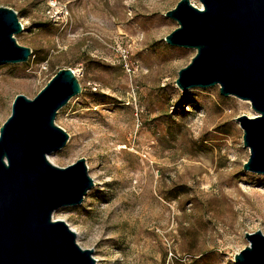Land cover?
I'll use <instances>...</instances> for the list:
<instances>
[{
	"label": "rangeland",
	"instance_id": "374dc122",
	"mask_svg": "<svg viewBox=\"0 0 264 264\" xmlns=\"http://www.w3.org/2000/svg\"><path fill=\"white\" fill-rule=\"evenodd\" d=\"M177 1L0 0L35 53L0 64V125L17 93L32 98L58 69L77 72L82 90L55 116L69 139L48 156L62 167L84 157L95 184L53 219L96 264H237L245 233L264 234V173L243 169L236 119L258 112L218 84L176 86L195 54L164 40Z\"/></svg>",
	"mask_w": 264,
	"mask_h": 264
},
{
	"label": "water",
	"instance_id": "95a60500",
	"mask_svg": "<svg viewBox=\"0 0 264 264\" xmlns=\"http://www.w3.org/2000/svg\"><path fill=\"white\" fill-rule=\"evenodd\" d=\"M178 0L165 15L178 26L164 36L171 45L193 47L177 71L176 86L219 85L220 94L250 101L255 117L239 116L249 148L243 169L264 173V0ZM17 12L0 5V64L27 61L29 46ZM82 90L71 67L58 69L35 96L17 93L0 125V264H96L92 248L55 209L80 204L93 187L84 157L62 167L48 154L69 139L55 122L58 110ZM249 244L233 255L237 264H264V234L246 232Z\"/></svg>",
	"mask_w": 264,
	"mask_h": 264
},
{
	"label": "trees",
	"instance_id": "16d2710c",
	"mask_svg": "<svg viewBox=\"0 0 264 264\" xmlns=\"http://www.w3.org/2000/svg\"><path fill=\"white\" fill-rule=\"evenodd\" d=\"M34 54H35V53H34V51H32V53H31L30 57H31V56H33Z\"/></svg>",
	"mask_w": 264,
	"mask_h": 264
},
{
	"label": "bare ground",
	"instance_id": "6f19581e",
	"mask_svg": "<svg viewBox=\"0 0 264 264\" xmlns=\"http://www.w3.org/2000/svg\"><path fill=\"white\" fill-rule=\"evenodd\" d=\"M74 71H75V73H77L76 70H74ZM48 155H49V154H48ZM48 157H49V156H48Z\"/></svg>",
	"mask_w": 264,
	"mask_h": 264
}]
</instances>
